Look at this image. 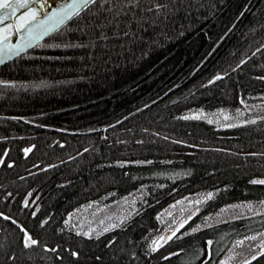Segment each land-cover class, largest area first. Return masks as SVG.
I'll return each mask as SVG.
<instances>
[{
	"label": "trees",
	"instance_id": "1",
	"mask_svg": "<svg viewBox=\"0 0 264 264\" xmlns=\"http://www.w3.org/2000/svg\"><path fill=\"white\" fill-rule=\"evenodd\" d=\"M258 95L264 0L95 1L0 68V264H221L244 238L264 244V108L226 127L182 116ZM137 190L139 209L111 229L65 222ZM202 193L156 246L163 211ZM238 203L256 207L205 222ZM260 240L234 264H264Z\"/></svg>",
	"mask_w": 264,
	"mask_h": 264
},
{
	"label": "rangeland",
	"instance_id": "2",
	"mask_svg": "<svg viewBox=\"0 0 264 264\" xmlns=\"http://www.w3.org/2000/svg\"><path fill=\"white\" fill-rule=\"evenodd\" d=\"M264 108V95L254 96L251 102L243 103V106L237 109H227L215 107L207 108H193L185 111L183 117L201 118L207 120L218 127H226L236 124L250 122L257 117L260 109ZM264 181V179H259ZM210 193H202L185 197L167 207L161 214L162 221L166 222L170 228L156 241V246L165 242L173 233L189 219H191L202 207L204 202L211 195ZM108 196L83 204L76 208L71 214L66 217V224L72 225L79 233L84 235H97L103 231L111 229L127 220L140 207L142 199V191L137 190L121 195L118 198L108 199ZM253 204H232L226 205L223 209L214 215L205 218L206 223L230 218L237 214L251 212L255 209ZM263 234L258 236H250L240 240L236 246L231 249L228 255L221 259V264H234L242 258L243 251L250 246L253 241L261 238L260 242L255 245H260L264 248L262 243Z\"/></svg>",
	"mask_w": 264,
	"mask_h": 264
},
{
	"label": "water",
	"instance_id": "3",
	"mask_svg": "<svg viewBox=\"0 0 264 264\" xmlns=\"http://www.w3.org/2000/svg\"><path fill=\"white\" fill-rule=\"evenodd\" d=\"M95 1L97 0H89L86 6L74 11L69 10L63 23H59L60 15L55 19L49 18L53 13L61 14V10L73 3V0H28L27 8L18 9L15 14H10L8 19L0 22V60L3 61L0 68L46 41ZM79 2L80 0H77V3ZM32 10L37 13L35 20H30L20 27V17L28 15ZM3 15L0 11V16ZM5 29L8 31L5 32ZM29 44L31 46H28Z\"/></svg>",
	"mask_w": 264,
	"mask_h": 264
},
{
	"label": "snow or ice",
	"instance_id": "4",
	"mask_svg": "<svg viewBox=\"0 0 264 264\" xmlns=\"http://www.w3.org/2000/svg\"><path fill=\"white\" fill-rule=\"evenodd\" d=\"M89 0H80L79 3H77V0H73V3L68 4L65 9L61 10V14L53 13V16L49 19H55L58 15H60L59 23H63L64 18H66V14L69 12V10H77L80 7H84L88 4ZM28 7V0H0V11L4 13L3 16H0V22H2L4 19H8L10 14H15V12L20 8H27ZM9 10H11V13H9ZM37 13L32 10L28 13L26 16L20 17V27H23L24 24L30 20H35ZM8 29H5V32H7ZM7 37L5 36V39ZM28 46H31L30 44ZM3 61L0 60V63ZM219 78V77H218ZM27 151V150H26ZM256 182V181H254ZM259 183H264V181H258ZM211 195V194H209ZM183 226V225H181ZM175 235V233H174ZM26 239L24 240V246L31 247L33 245H36L38 243L37 240L33 239L31 236L27 235L25 233ZM171 239V237H169ZM75 255V253H73Z\"/></svg>",
	"mask_w": 264,
	"mask_h": 264
}]
</instances>
